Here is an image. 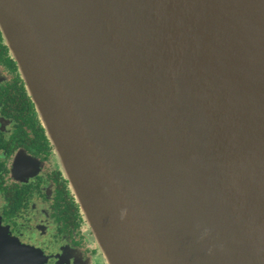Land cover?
<instances>
[{
  "label": "water",
  "instance_id": "1",
  "mask_svg": "<svg viewBox=\"0 0 264 264\" xmlns=\"http://www.w3.org/2000/svg\"><path fill=\"white\" fill-rule=\"evenodd\" d=\"M0 27L105 264H264V0H0Z\"/></svg>",
  "mask_w": 264,
  "mask_h": 264
},
{
  "label": "flooded vegetation",
  "instance_id": "2",
  "mask_svg": "<svg viewBox=\"0 0 264 264\" xmlns=\"http://www.w3.org/2000/svg\"><path fill=\"white\" fill-rule=\"evenodd\" d=\"M0 248L13 264H105L1 27Z\"/></svg>",
  "mask_w": 264,
  "mask_h": 264
}]
</instances>
